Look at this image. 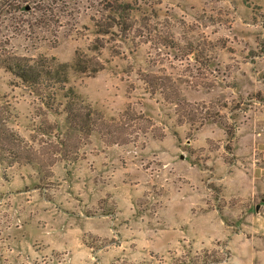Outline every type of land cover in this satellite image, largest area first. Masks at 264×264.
Instances as JSON below:
<instances>
[{
	"label": "rangeland",
	"instance_id": "1",
	"mask_svg": "<svg viewBox=\"0 0 264 264\" xmlns=\"http://www.w3.org/2000/svg\"><path fill=\"white\" fill-rule=\"evenodd\" d=\"M64 1L63 17L20 35L17 14L0 16V121L30 147L15 161L1 151L0 264H264L260 224L243 228L264 197V0H121L127 38L96 34L101 0ZM3 44L68 67L100 61L90 75L68 68L66 87L129 142L71 130L62 106L2 67Z\"/></svg>",
	"mask_w": 264,
	"mask_h": 264
},
{
	"label": "trees",
	"instance_id": "2",
	"mask_svg": "<svg viewBox=\"0 0 264 264\" xmlns=\"http://www.w3.org/2000/svg\"><path fill=\"white\" fill-rule=\"evenodd\" d=\"M45 2L46 5H43ZM30 3L33 5L30 6ZM57 4V6L55 5ZM60 9L58 8L59 5ZM65 4L64 0H0V16L5 15L15 16L12 17V33L20 35L24 31V26H34L39 28H48L49 22L53 18H59L55 15L61 12L60 17H63L66 10H62V6ZM101 18L94 21L96 28V34L106 35L111 33V28H117L118 33L122 38H127L130 31L133 30V21H131L132 7L129 3L121 0H101L100 1ZM33 11L40 15L33 16ZM20 16H28L30 19L18 20ZM66 16V15H65ZM104 17V18H103ZM34 18V19H32ZM105 21V23H103ZM6 45H1V65L8 71L13 77L19 80L20 84L24 86L29 92L35 94L38 100L45 106L46 109L53 113H59L58 106H62L61 111L65 114V120L71 130L78 132L83 137L87 138L92 132L103 134L108 139V143L111 145L127 144L128 139L120 138V135L113 137L115 131L121 132L119 126L113 123H105L93 119L95 113L90 108L84 107L85 105L80 100L78 95L72 88H67V69L70 68L77 75H90L98 72L102 69V64L97 59L87 58L85 55L76 56L74 63L68 67L66 64L57 63L53 57H38L36 59L18 57L10 52L6 51ZM100 48L102 45L99 46ZM156 78V80H153ZM161 77L152 76V79L148 80V77L143 78V82L151 87V90L157 88L160 90ZM162 92V91H160ZM176 98L175 107L189 106L186 104L177 93L172 95ZM57 97H60L64 102H57ZM178 112V111H177ZM178 114V113H177ZM180 114V113H179ZM189 114V113H188ZM191 115V114H190ZM104 127H99V123ZM0 159L1 151L5 150L4 157H8L11 160H18L17 155L27 152L30 147H26V143L21 137L12 130L8 129L5 125V119L1 118L0 121ZM63 146V143H59ZM3 148V149H2ZM59 156H65L61 151H54ZM17 158V159H15ZM24 161L26 164H34L36 160L34 157H26ZM55 158V157H54ZM38 160V159H37ZM44 160V159H43ZM42 161V160H39ZM45 162V160H44ZM55 162H48L47 167H51ZM213 255L218 254L217 251L212 252ZM206 254V252H205ZM203 254V255H205ZM219 264L222 261L220 259L214 261L202 260V257L195 256L194 261L191 264ZM116 264H127L126 262L117 261ZM184 264V263H182Z\"/></svg>",
	"mask_w": 264,
	"mask_h": 264
},
{
	"label": "crops",
	"instance_id": "3",
	"mask_svg": "<svg viewBox=\"0 0 264 264\" xmlns=\"http://www.w3.org/2000/svg\"><path fill=\"white\" fill-rule=\"evenodd\" d=\"M259 150V145L257 144V142H255L254 144V150ZM264 149L261 150L262 153ZM247 186H249V183H246ZM261 192V191H260ZM259 204V210L258 212L254 210V215H252L253 219L251 217H249L248 215L245 216V219L249 218L251 221H253L254 226L249 225V222L246 224L245 227L243 228H248V232H257V229H255L254 227H258L260 224V228H262V230L264 231V197H262L257 203L253 204V208H255L256 205ZM249 220V221H250ZM248 225V226H247Z\"/></svg>",
	"mask_w": 264,
	"mask_h": 264
}]
</instances>
